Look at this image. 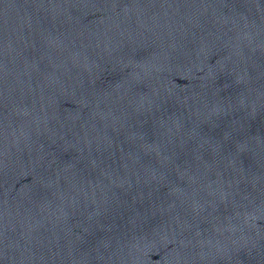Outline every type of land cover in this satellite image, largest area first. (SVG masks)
Returning <instances> with one entry per match:
<instances>
[{
    "label": "water",
    "instance_id": "water-1",
    "mask_svg": "<svg viewBox=\"0 0 264 264\" xmlns=\"http://www.w3.org/2000/svg\"><path fill=\"white\" fill-rule=\"evenodd\" d=\"M0 264H264V0H0Z\"/></svg>",
    "mask_w": 264,
    "mask_h": 264
}]
</instances>
